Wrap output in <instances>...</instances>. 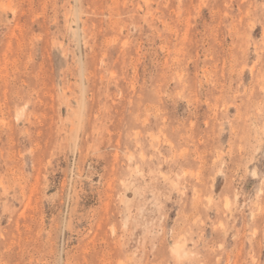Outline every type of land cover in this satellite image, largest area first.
I'll return each instance as SVG.
<instances>
[{
  "label": "rangeland",
  "instance_id": "1",
  "mask_svg": "<svg viewBox=\"0 0 264 264\" xmlns=\"http://www.w3.org/2000/svg\"><path fill=\"white\" fill-rule=\"evenodd\" d=\"M0 264H264V0H0Z\"/></svg>",
  "mask_w": 264,
  "mask_h": 264
}]
</instances>
